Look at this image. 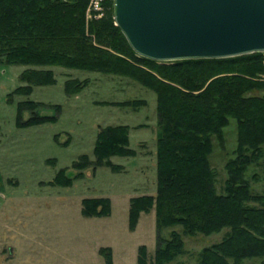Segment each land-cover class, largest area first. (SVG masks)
Listing matches in <instances>:
<instances>
[{
  "label": "trees",
  "instance_id": "obj_1",
  "mask_svg": "<svg viewBox=\"0 0 264 264\" xmlns=\"http://www.w3.org/2000/svg\"><path fill=\"white\" fill-rule=\"evenodd\" d=\"M89 0H0V63L27 66L20 79L27 83H53L51 69L64 66L111 71L135 78L157 97L156 192L132 196L129 226L141 212L155 210L156 248L152 264L172 260L183 250L182 234H209L227 227L219 241L201 248L196 264H242L244 258L264 259V192H252L245 173L264 158V53L226 58L155 61L133 51L114 24L113 0L105 2L100 19L85 21ZM120 54V55H119ZM82 84L74 81L72 92ZM66 88V87H65ZM17 87L15 92L28 91ZM27 106L28 117L20 115ZM35 103L19 102V127L54 121L39 114ZM59 108V107H58ZM236 121V146L224 168L222 190L215 186L209 156L213 138L224 144V128ZM125 126L108 127L94 146L96 160L133 156ZM80 155L72 167L89 164ZM98 164H94L95 167ZM113 166V165H112ZM82 176V171L74 177ZM60 185L72 178L66 168L57 172ZM85 215L110 211L106 196L85 197ZM179 225L168 236L162 227ZM105 264H113L110 247L100 249ZM137 264H149L145 245L138 247ZM264 264V263H263Z\"/></svg>",
  "mask_w": 264,
  "mask_h": 264
},
{
  "label": "rangeland",
  "instance_id": "obj_2",
  "mask_svg": "<svg viewBox=\"0 0 264 264\" xmlns=\"http://www.w3.org/2000/svg\"><path fill=\"white\" fill-rule=\"evenodd\" d=\"M106 1L101 11L92 12L100 13L97 18L87 4V23L104 15ZM26 67L0 63V264H105L100 249L108 246L113 264H137L140 245H145L152 264L155 210L141 212L133 228L128 214L132 196L156 192V93L120 73L56 65L43 67L51 69L53 83L30 84L20 79ZM74 81L82 85L72 92ZM20 86L29 90L14 93ZM28 101L40 115L56 119L17 126L18 104ZM27 109L20 107L25 110L22 121L29 115ZM117 126H125L128 147L136 154L111 156L107 166L105 159L96 160L93 150L99 134ZM223 130L224 144L213 138L209 156L219 191L227 177L224 165L236 146V121L230 119ZM83 154L90 163L74 169L73 162ZM61 168L70 177L81 170L82 176L69 185L56 184L62 182L63 177L55 179ZM245 177L252 192H264V158L250 165ZM93 196L109 198L108 214L82 213L83 198ZM172 229L180 226L158 232L168 236ZM226 229L182 234V252L163 264H196L201 248L219 241ZM263 263L261 257L242 261Z\"/></svg>",
  "mask_w": 264,
  "mask_h": 264
},
{
  "label": "water",
  "instance_id": "obj_3",
  "mask_svg": "<svg viewBox=\"0 0 264 264\" xmlns=\"http://www.w3.org/2000/svg\"><path fill=\"white\" fill-rule=\"evenodd\" d=\"M139 56L167 62L264 52V0H113Z\"/></svg>",
  "mask_w": 264,
  "mask_h": 264
},
{
  "label": "built area",
  "instance_id": "obj_4",
  "mask_svg": "<svg viewBox=\"0 0 264 264\" xmlns=\"http://www.w3.org/2000/svg\"><path fill=\"white\" fill-rule=\"evenodd\" d=\"M102 1L103 0H89V2H88V9L91 11L90 13L101 11L102 10ZM97 14L92 13V15L95 18H97L100 13H97Z\"/></svg>",
  "mask_w": 264,
  "mask_h": 264
}]
</instances>
